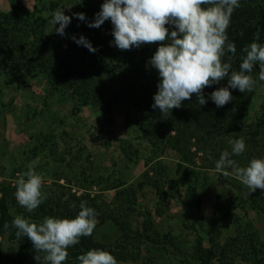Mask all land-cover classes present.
Listing matches in <instances>:
<instances>
[{
    "label": "rangeland",
    "instance_id": "obj_1",
    "mask_svg": "<svg viewBox=\"0 0 264 264\" xmlns=\"http://www.w3.org/2000/svg\"><path fill=\"white\" fill-rule=\"evenodd\" d=\"M103 3L0 0V45L12 40L10 53L34 68L18 82L0 75V214L9 225L0 228L1 250L11 246L14 215L25 211L14 193L31 163L47 197L95 209L92 242L120 241V264H199L201 253L206 264H264V219L249 204L264 203V190L250 193L235 174L215 171L221 153L231 151L230 135L210 140L188 130L184 115L175 120L182 105L166 114L152 108L159 73L139 53L147 44L119 50L110 20L88 27ZM57 7L72 17L63 37L49 22ZM17 9L32 19L3 18ZM166 42L151 44L150 57ZM263 99L259 88L250 94L245 124ZM245 143V152L231 157L240 166L264 157V133Z\"/></svg>",
    "mask_w": 264,
    "mask_h": 264
},
{
    "label": "clouds",
    "instance_id": "obj_2",
    "mask_svg": "<svg viewBox=\"0 0 264 264\" xmlns=\"http://www.w3.org/2000/svg\"><path fill=\"white\" fill-rule=\"evenodd\" d=\"M239 7V0H104L88 27L99 28L110 20L112 43L119 50L167 41L159 44L148 61L159 73L153 109L158 108L166 114L180 108L182 101L189 100L193 94L200 105H205L203 89L227 79V86L209 94L217 107H223L233 99L229 89H238L241 93L253 91L256 79L251 73L256 65L259 66L258 79L264 81V44L256 42L259 31L255 33L254 41L243 47L239 70H234L230 63L236 45L229 41L226 29L230 26V17ZM73 15L81 21L86 19L84 13ZM51 16L49 22L59 25L55 27L56 33L65 36L72 17L65 15L60 7ZM165 25H172L175 30L169 32ZM71 39L92 53L96 51L83 36L79 39L72 36ZM227 53L232 54L228 57L229 62L223 59ZM227 143L231 151L221 153L215 171L224 177L235 174L250 193L264 190V157L252 158L247 166H240L231 157L245 152V139L230 136ZM41 183L42 175L31 163L26 172L18 174L15 199L29 213L47 199V194L41 191ZM71 206L75 207V204ZM79 208L78 215L72 219L45 216L42 221L34 222L22 214L14 215L12 226L17 230L16 236L27 237L32 242L37 264H64L69 256L67 249L79 244L80 238L92 236L99 222L98 213L87 201H82ZM4 227L9 225L6 223ZM76 259L78 264H120L111 253L99 248L90 249Z\"/></svg>",
    "mask_w": 264,
    "mask_h": 264
},
{
    "label": "trees",
    "instance_id": "obj_3",
    "mask_svg": "<svg viewBox=\"0 0 264 264\" xmlns=\"http://www.w3.org/2000/svg\"><path fill=\"white\" fill-rule=\"evenodd\" d=\"M239 3L240 7L235 9L233 12L230 17V26L226 29L229 41L235 43L236 45V53L234 56H232L231 53H227L223 58L225 62H229L228 57L232 56L230 63L234 70H239V64L242 62V49L245 45L254 41L255 33L257 31H259V40L256 42L264 44V0H239ZM202 7L205 6L202 5ZM3 18L22 20L26 22L32 19L30 13L25 9L12 11L8 15H4ZM8 40L9 41L7 43L4 41L0 45V53H4V56L0 57V66L4 69L0 70L3 71L0 75H3L5 79L8 78V82L13 83L18 82L20 77L31 76L34 73V68L31 66L24 67L16 60L19 58L10 53L13 52L11 50L12 40ZM139 53L143 57L145 56V59L149 61L151 59V45L147 44V46L140 48ZM258 71L259 66L256 65L255 71L251 73L253 78L256 79L253 91L256 88H259L264 93V81H260L258 79ZM225 86H227V79L222 80L219 84L214 85V87L211 86L203 89L205 99L207 100L205 105L199 104L196 94H193L189 100L182 101L181 112L175 114V120H177L181 114L184 115L185 117L183 120L189 122L188 126H186L188 130L200 132V134L203 136L205 135L207 139L210 140L216 138V136L228 135L229 137L230 135L234 136V138L242 136L243 138H247L245 141L250 140L251 142H256L260 138L261 133H264V99L260 103V111L257 113L254 120H252L249 124H245L244 116L246 115L249 105L250 94L253 91L241 93L238 89H229L233 97L232 101L223 107H217L209 99V94L219 87ZM115 96L116 95L113 94V97ZM214 141H216V139H214ZM219 150L220 148H218V152H220ZM242 198L243 197H241V201ZM243 200L245 199L243 198ZM250 202V208L264 219V203L260 202L262 203L260 204L256 202V200H250ZM71 205L73 204L63 203L62 200L57 198V196L54 198L47 197L45 202L33 212L29 213L25 210L24 213L21 214L26 218H30L34 222L42 221L45 216L72 219L78 215L75 210L73 211V208L78 209L79 211L80 208L78 204H75V207H72ZM7 219L8 218H5V213L1 212V229L6 224ZM10 228L12 229L10 237L11 246L8 250H6V252H3L0 248V264L2 261L7 259H9L7 260L9 264H37V261L34 259L35 251L33 249L32 242L27 237L21 236L17 238V230L12 226V222ZM92 238L93 236L82 237L80 238L79 244L70 246L67 251H70L69 253H71V255L70 258L68 257L66 259L64 264H78L76 257L93 248L108 251L119 261V249L121 248L120 241H114L113 245L109 244L104 247L100 244H94V242H92ZM207 252L209 254L212 253L211 251ZM5 257H7V259ZM206 258V254H199V264H206L204 262Z\"/></svg>",
    "mask_w": 264,
    "mask_h": 264
}]
</instances>
